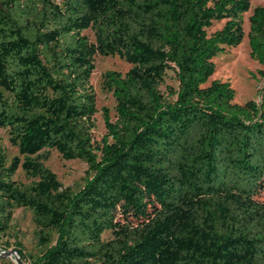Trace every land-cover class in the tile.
Instances as JSON below:
<instances>
[{
    "label": "trees",
    "instance_id": "1",
    "mask_svg": "<svg viewBox=\"0 0 264 264\" xmlns=\"http://www.w3.org/2000/svg\"><path fill=\"white\" fill-rule=\"evenodd\" d=\"M249 10L250 0H0V129L25 159L7 165L0 151V241L17 206L56 232L31 264H264V86L259 106L234 104L227 82L206 86ZM248 23L264 79V0ZM97 55L131 66L103 76L115 121L103 109L101 146ZM168 71L177 89L164 94ZM43 150L85 163V186L62 190L29 160ZM19 168L37 182L18 186Z\"/></svg>",
    "mask_w": 264,
    "mask_h": 264
},
{
    "label": "rangeland",
    "instance_id": "2",
    "mask_svg": "<svg viewBox=\"0 0 264 264\" xmlns=\"http://www.w3.org/2000/svg\"><path fill=\"white\" fill-rule=\"evenodd\" d=\"M262 2L263 0H250V10L243 16L244 38L242 42L235 48L225 49L223 53L212 59L214 73L206 84L207 86L215 80L229 83L234 91L232 102L239 106H244L247 102H254L256 106L261 103L260 92L264 86V79L258 74V71L262 68L249 56L247 33L249 30L248 17L253 8L260 6ZM222 26L223 22L216 23L209 29V32L220 30ZM83 34L91 42H94L91 31H84ZM130 68V65L117 56L101 57L97 55L94 57V71L90 79L96 96L97 110L93 116L95 128L92 131V141L94 146H101L102 138L106 133L102 117L103 109H106L111 120L115 121V101L112 94L103 89V76L109 71L125 74ZM166 87L172 90L177 89L175 73L172 71L167 72L165 84L160 87V91L164 94H167L168 91ZM262 112L264 113V107ZM0 151L4 152L7 165L16 156L22 162L25 160L23 156L19 155L17 148L10 145L8 133L3 129H0ZM29 160L43 164L55 175L62 190H67L70 195L79 192L86 184L87 166L79 160L65 161L54 150H43L37 155L29 157ZM12 179L18 186H31L37 182V179L27 175L20 168ZM260 200L264 201V195L260 197ZM42 221L30 209L13 207L9 228L0 241V264H17L16 257L21 260L22 264H31L32 259L40 256L47 248L55 244L56 232L44 227ZM110 236L109 233H105L103 239L108 240ZM15 252L16 255H6V253Z\"/></svg>",
    "mask_w": 264,
    "mask_h": 264
},
{
    "label": "water",
    "instance_id": "3",
    "mask_svg": "<svg viewBox=\"0 0 264 264\" xmlns=\"http://www.w3.org/2000/svg\"><path fill=\"white\" fill-rule=\"evenodd\" d=\"M7 256H13V255H16V252L15 253H6ZM16 261H17V264H22L21 260L19 258L16 257Z\"/></svg>",
    "mask_w": 264,
    "mask_h": 264
}]
</instances>
